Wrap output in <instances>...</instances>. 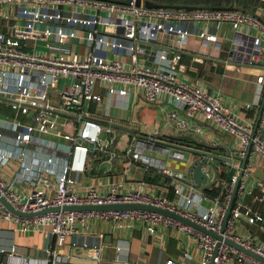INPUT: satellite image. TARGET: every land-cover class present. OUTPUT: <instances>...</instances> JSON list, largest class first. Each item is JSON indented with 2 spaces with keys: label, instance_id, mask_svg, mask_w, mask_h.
Returning a JSON list of instances; mask_svg holds the SVG:
<instances>
[{
  "label": "built area",
  "instance_id": "obj_1",
  "mask_svg": "<svg viewBox=\"0 0 264 264\" xmlns=\"http://www.w3.org/2000/svg\"><path fill=\"white\" fill-rule=\"evenodd\" d=\"M259 14L242 7L148 5L138 0H0V24L3 20H12L13 27L11 34L0 30V96H7L12 107L25 114L33 112L31 122L16 121L11 127L21 145V153L26 149L22 144L32 141L38 145L53 143L51 134L62 135L72 142L64 159L54 155L45 159L32 156L22 160L20 174L6 176L0 171V218H15L20 228L27 231L49 225L59 243L69 235L74 237L82 232L87 227V220L94 216L141 222L149 232H155L163 223L183 228L188 237L195 240L201 251L200 264H264L262 259L227 240L232 239L264 256V236L258 231L260 227H250L264 220L262 208H251L244 201L248 193L254 192V186L247 184L251 173L248 166L223 227L241 162L233 161L236 171L222 182L223 191L205 210H201L195 200V194L199 192L194 189V168L191 176L183 172L176 174L180 182L175 188L178 199L159 191L122 190L116 182L108 183L104 189L91 183L84 191L75 185L76 175L85 173L99 153L122 155L112 149L113 127L96 118L83 116L91 101L102 98L96 88L99 81L109 83L112 93L127 94L130 88H135L148 100H155L162 94L179 98L188 117L201 116L239 137L241 148L236 153L244 155L252 142L251 156L260 153L264 157V108L255 129L250 120L233 112L219 94L183 77L187 64L182 60V50L194 34L185 26L186 22H229L235 30L233 56L260 63L264 55V20ZM247 28L254 31L250 33ZM198 35L201 46L223 48L216 32L203 29ZM29 38L44 43L48 49H25L23 46ZM73 38H79L88 49L80 52L71 48ZM148 43L162 44L163 47L161 51H147ZM108 51L128 53L132 59L127 63L106 55ZM143 54L153 60L147 61L142 58ZM257 81L264 82V74H259ZM50 87L57 90V101L51 98ZM54 111L76 115L82 122L67 131L57 130L50 118ZM126 153L152 163V158L140 150L129 148ZM10 155V152L0 151V164ZM46 173L57 174L55 185L45 177ZM24 182H29L28 189L19 186ZM185 187L189 193L185 192ZM1 196L15 208L32 214L13 212ZM118 202L162 206L186 215L220 236L146 208H63L67 204ZM56 206L60 209L44 211ZM73 243L79 241L73 238ZM81 243L84 246L91 244L88 240ZM185 254L191 256L189 251ZM165 264H184V261L170 257Z\"/></svg>",
  "mask_w": 264,
  "mask_h": 264
},
{
  "label": "crops",
  "instance_id": "obj_2",
  "mask_svg": "<svg viewBox=\"0 0 264 264\" xmlns=\"http://www.w3.org/2000/svg\"><path fill=\"white\" fill-rule=\"evenodd\" d=\"M11 23L12 20H3L0 30L11 34ZM185 26L194 34L191 35L187 47L182 50V60L187 64L183 77L219 94L233 112L255 125L264 98V82L260 84L257 81V76L264 74V55L260 63L248 62L246 57L233 56L235 30L229 22H186ZM203 29L216 32L223 48L201 46L198 34ZM246 30L250 33L254 31L252 28ZM226 39L229 40L228 45L225 44ZM23 47L27 50L48 49L44 43L32 38L27 39V44ZM162 47V44L148 43L147 51H161ZM71 48L84 52L88 46L79 38H73ZM107 54L121 58L127 63L132 59L128 53L115 54L108 51ZM142 58L153 60L144 54ZM110 86L109 83L101 81L96 84L102 98L91 101L88 112L83 116L93 117L111 125L115 133L112 149L122 155L106 156L99 153L92 159L85 173L76 175L75 185L78 189L84 191L91 183L104 189L108 183L116 182L122 190L140 188L159 191L178 199L175 188L180 182L176 179V174L183 172L191 176V170L198 162L203 161L205 156L191 151H179L173 147L169 148L168 157L155 156L152 151H164V145L149 138L141 139L140 132L179 137L191 135L198 140L230 149L232 153L240 151L239 137L223 131L214 122L201 116L188 117L181 99L162 94L155 100H148L135 88H130L127 94H121L110 92ZM50 93L51 98L57 101V90L52 88ZM50 118L55 122V129L61 131H67L71 126L77 127L82 122L76 115L61 111H54ZM32 120L33 112L25 114L13 108L7 96H0V151L11 153L8 160L0 164L2 174H20L23 171L21 162L24 158L28 160L37 156L45 159L54 155L64 159L68 155L72 142L59 134L50 135L54 139L53 143L42 142L38 145L32 141L22 144L26 149L25 153H21V145L11 127L16 121ZM129 148L149 155L152 163L135 159L131 153H126ZM233 161L240 163L241 159L235 158ZM234 162L228 163L210 157L205 163L204 170L208 174V180L200 187L205 193L195 194V200L201 210L211 206L214 198L220 194L208 193L207 188L214 189L216 185H223L222 182L236 171ZM263 163L264 157L260 153L249 158L247 166L251 173L247 177V184L254 186V192L248 193L244 200L247 206L261 207L262 211L264 186L258 184L259 179L253 172L257 167H262ZM45 177L55 185L56 173H46ZM19 186L28 189L30 184L24 182ZM185 192L189 193L187 187ZM263 225L264 221L251 224L250 227H260L258 231L264 236ZM73 238L79 243L74 244ZM83 240H88L91 244L84 246L81 243ZM186 251H189L191 256H186ZM170 257L182 260L184 264H200L201 251L195 240L189 238L187 232L178 226L161 223L155 232H149L141 222L116 221L113 218L94 216L87 220V227L82 232L74 237L69 235L64 242L59 243L51 233L49 225L27 231L20 228V223L15 218H0V264H165Z\"/></svg>",
  "mask_w": 264,
  "mask_h": 264
},
{
  "label": "water",
  "instance_id": "obj_3",
  "mask_svg": "<svg viewBox=\"0 0 264 264\" xmlns=\"http://www.w3.org/2000/svg\"><path fill=\"white\" fill-rule=\"evenodd\" d=\"M122 2H128L130 0H118ZM144 1L148 5H175V6H196V5H189V4H162L157 3L152 0H138L139 3ZM246 10H250L247 8H244ZM252 11V10H250ZM261 18L264 20V15L259 14ZM4 95V94H3ZM264 108V98L262 99V102L260 104L259 113L255 122V129L259 126L260 118L262 115V111ZM139 136L142 138H149L153 142H157L164 145V151L169 152V148L173 147L175 149H178L179 151H191L195 152L201 155H204L205 158L203 161L197 163L193 169V177L196 180V187L194 188L197 192L203 193V190L200 189V187L207 182L208 180V174L204 170V165L208 161L210 157L212 158H218L222 159L226 162H233L235 158L241 159L240 167L237 172V179L234 183L232 197L230 200V203L227 207L226 217L224 219L223 227H225L227 218L229 214L231 213V210L234 206L235 200L238 197L239 187L240 183L243 180V177L246 176V167L248 160L251 156V149H252V142L249 143L247 146V150L244 155L238 154V153H232L227 148H221L219 146H216L214 144H210L204 140H198L196 137H193L191 135H187L185 137H179V136H171V135H162V134H155V133H148V132H140ZM253 174L259 179L258 184L261 186H264V168L263 167H257ZM1 199L3 202L15 213L20 215H30L32 212H25L21 211L17 208H15L4 196H1ZM64 209H120V208H146L150 210L159 211L162 213H165L167 215H170L172 217L181 219L187 223H190L192 225L198 226L204 230H206L209 233L219 235L217 232L208 229L207 227L203 226L202 224L198 223L197 221L187 217L184 214H181L179 212L173 211L171 209L149 204V203H143V202H118V203H83V204H67L63 206ZM50 209H60L59 206L48 208L44 211L50 210ZM43 212V211H42ZM231 244H234L238 246L239 248L243 249L244 251L253 254L254 256L262 259L264 261V256L261 254L256 253L255 251L246 248L242 246L241 244L235 242L232 239H227Z\"/></svg>",
  "mask_w": 264,
  "mask_h": 264
},
{
  "label": "trees",
  "instance_id": "obj_4",
  "mask_svg": "<svg viewBox=\"0 0 264 264\" xmlns=\"http://www.w3.org/2000/svg\"><path fill=\"white\" fill-rule=\"evenodd\" d=\"M157 3L166 4H189V5H212V6H225V7H239L242 6L243 1L246 0H152ZM246 5V4H244ZM223 185H216L214 189L207 188L208 193H221ZM264 213V210H263ZM264 215V214H263Z\"/></svg>",
  "mask_w": 264,
  "mask_h": 264
},
{
  "label": "rangeland",
  "instance_id": "obj_5",
  "mask_svg": "<svg viewBox=\"0 0 264 264\" xmlns=\"http://www.w3.org/2000/svg\"><path fill=\"white\" fill-rule=\"evenodd\" d=\"M240 4H242V6H239V7L247 8V9L254 10V11L257 10V12H262V15H264V0H246ZM244 4H246V5H244ZM228 42H229V40L226 39L225 44L228 45ZM204 47L208 48L206 46H204ZM50 91H52L51 87H50ZM152 152L155 156H160L162 158L168 157V155H167L168 153L166 151L154 150ZM92 164L94 165V160H93ZM212 172H213V170L211 169V173Z\"/></svg>",
  "mask_w": 264,
  "mask_h": 264
}]
</instances>
